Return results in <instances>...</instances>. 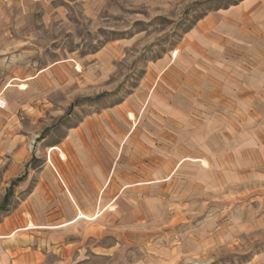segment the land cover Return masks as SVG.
<instances>
[{"label": "crops", "instance_id": "1", "mask_svg": "<svg viewBox=\"0 0 264 264\" xmlns=\"http://www.w3.org/2000/svg\"><path fill=\"white\" fill-rule=\"evenodd\" d=\"M33 171L0 216V264L110 262L131 239L135 264H175L264 221L225 203L264 179V0L204 14Z\"/></svg>", "mask_w": 264, "mask_h": 264}, {"label": "rangeland", "instance_id": "2", "mask_svg": "<svg viewBox=\"0 0 264 264\" xmlns=\"http://www.w3.org/2000/svg\"><path fill=\"white\" fill-rule=\"evenodd\" d=\"M238 1L0 0V204L7 196L0 216L14 203L16 187L33 182L30 169L35 176L47 148L83 119L124 101L146 67L204 14ZM247 187L225 203H250L263 217L264 179ZM229 234L175 264L264 262V221ZM136 241L110 262L97 257L80 264H135L143 255Z\"/></svg>", "mask_w": 264, "mask_h": 264}, {"label": "trees", "instance_id": "3", "mask_svg": "<svg viewBox=\"0 0 264 264\" xmlns=\"http://www.w3.org/2000/svg\"><path fill=\"white\" fill-rule=\"evenodd\" d=\"M7 204V196H4L3 202L0 204V209H2Z\"/></svg>", "mask_w": 264, "mask_h": 264}]
</instances>
